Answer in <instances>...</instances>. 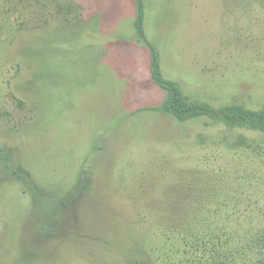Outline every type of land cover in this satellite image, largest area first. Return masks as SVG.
<instances>
[{"label":"rangeland","instance_id":"rangeland-1","mask_svg":"<svg viewBox=\"0 0 264 264\" xmlns=\"http://www.w3.org/2000/svg\"><path fill=\"white\" fill-rule=\"evenodd\" d=\"M139 1L188 101L264 109V0ZM136 15L134 0H0V264H187L202 227L184 239L185 218L224 181L208 254L245 264L264 235V134L156 110Z\"/></svg>","mask_w":264,"mask_h":264},{"label":"trees","instance_id":"trees-1","mask_svg":"<svg viewBox=\"0 0 264 264\" xmlns=\"http://www.w3.org/2000/svg\"><path fill=\"white\" fill-rule=\"evenodd\" d=\"M134 2L137 8L135 21L137 37L143 40L148 47L149 74L152 81L163 93L162 103L156 110L174 117L179 122L206 117L215 121L219 120L228 128H247L251 131L264 134V109L251 111L239 105H235L215 110L207 104L188 101L175 82L163 77L158 63V53L155 47L144 39L141 29L142 5L139 0H134ZM1 153L2 149L0 148V157ZM262 153H264V145L260 148V154ZM224 186L225 181L221 185V189L218 193L212 194L211 197H207L204 200L200 199L197 202L199 205L197 214L193 211L191 215L185 218V222H190L191 224H188L187 228L182 233L184 239L187 237V231H192V227L194 226L193 223H197L202 227L199 233L194 235V240L187 243V247L184 248L185 256H189L187 258V264L189 262V264H217L208 253L211 255L214 254L206 250V247L208 244L213 243L214 239L219 242L221 237H224V235L222 236L221 234L213 237V227L216 224L215 217L224 214L228 205L227 198L223 197L226 192ZM219 193H221V195ZM231 194L233 195L230 202L231 204L237 206L241 201L243 202V195H239L236 190H232ZM239 212L240 210L235 211L234 214L237 215ZM228 217L229 215H224L223 220L227 221ZM210 225L211 227L209 228ZM218 232L220 233V230H218ZM248 243H251V245L246 249V254L249 253V256L245 264H264V235L260 239H252ZM233 253L240 254V249L235 247L228 249L226 242V251L221 256H227L229 254L233 257ZM196 256H199L196 258L197 261L193 260ZM218 257L220 258V256ZM231 263L234 264L233 262Z\"/></svg>","mask_w":264,"mask_h":264}]
</instances>
